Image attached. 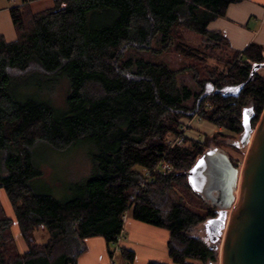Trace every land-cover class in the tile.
<instances>
[{
  "label": "trees",
  "instance_id": "obj_1",
  "mask_svg": "<svg viewBox=\"0 0 264 264\" xmlns=\"http://www.w3.org/2000/svg\"><path fill=\"white\" fill-rule=\"evenodd\" d=\"M22 1L9 10L16 39L0 34V190L28 251H19L15 222L0 202V264H77L93 236L104 237L112 254L130 210L170 231L175 263H218L202 227L215 210L197 212L171 192L188 187L203 200L187 173L222 135L189 137L173 147L167 138L180 131L183 119L198 117L235 135L245 130L246 110L253 111L252 127L259 122L264 68L251 75L264 63V46L253 42L233 50L221 31L208 29L230 4L244 0H54V7L36 12L27 7L35 0ZM187 32L200 36L201 44H190ZM171 48L195 63L181 70L192 69L198 90L181 85L179 71L167 63L127 57L129 49ZM63 84L67 95L61 99ZM80 143L93 147L94 169L72 183L73 195L59 200L36 192L32 180L42 170L33 149L63 151ZM161 161L171 163L172 172L147 179ZM41 230L44 241L37 236ZM122 254L134 258L133 252Z\"/></svg>",
  "mask_w": 264,
  "mask_h": 264
},
{
  "label": "rangeland",
  "instance_id": "obj_2",
  "mask_svg": "<svg viewBox=\"0 0 264 264\" xmlns=\"http://www.w3.org/2000/svg\"><path fill=\"white\" fill-rule=\"evenodd\" d=\"M5 1L7 0H0V6L5 3ZM14 1L19 2L21 0ZM54 5V0H35L28 4L27 7L29 9L28 11L36 12L52 8L54 7ZM0 16V30H2L7 38L10 39L11 34L7 33V31H5V28H1V25H5V23H7L9 26H11V30H13L10 15H8V13H5L3 16L0 11ZM186 39L192 45L201 44V37L192 32L186 33ZM127 57L131 58L134 61L138 59H146L154 62L167 63L173 69L179 71V82L181 85H188L195 90L199 89L198 84L195 81L192 69L186 68L184 71L181 70L183 67L195 65V63H193L191 60L185 59L172 48L169 50H164L162 52H149L139 49H129L127 52ZM209 63L211 65H220L219 62L215 59H209ZM60 88L62 90L61 92L57 93V96L58 98L62 99L66 97L67 92L65 93L64 91L66 89L64 84L61 85ZM57 103L58 106L62 105L61 100ZM184 122H186L189 127L186 130L185 140L182 144H184V142H186V139L189 137L196 140H204L207 137L213 138L214 135L220 134L222 136L216 141L213 140L209 150H217L223 152L233 158L235 161L237 160V162H239V167L236 168V176L232 181L233 193L235 195V198L232 201L231 206L227 208L229 210L228 219H230L232 208L236 200L238 199L241 173L254 134H252V137L247 141L246 144H242L241 139L243 134L235 135L234 133L226 130L223 127H216V125H212V123L207 120L195 117L191 120L183 119L182 124ZM258 124L259 122L255 125V127H252L254 131L257 128ZM206 126H208L209 128H207ZM215 128L216 130L214 131ZM167 139L169 141V138ZM217 141L219 143H216ZM92 150L93 147L88 144L82 143L76 144L63 151H56L45 145L36 146L33 149V156L35 158L34 161L36 165L41 168L42 175L32 180V185L35 191L39 193H49L59 200H64L71 197L73 195V192L70 189L72 183H74L75 181L80 182L85 180L90 176L94 169L93 161L90 158V152ZM171 197L175 201L186 204L193 210L200 213H205L208 209H214L217 213L215 216H217L219 210L225 208L219 204L211 202L210 200H206L204 197L203 200L196 197L188 187L176 186V188L171 192ZM0 202L4 208L7 209L9 207L8 215H13L11 204L4 191L0 192ZM209 219H207L202 224V227L203 225L205 227V224ZM15 232L17 234L16 230ZM202 233L203 232L201 231V234ZM37 236H39L42 241L47 239V234L44 230L39 231ZM222 243L223 241L219 242V250H216V252L218 253V264L221 261ZM210 244L213 246L216 243L211 242Z\"/></svg>",
  "mask_w": 264,
  "mask_h": 264
},
{
  "label": "water",
  "instance_id": "obj_3",
  "mask_svg": "<svg viewBox=\"0 0 264 264\" xmlns=\"http://www.w3.org/2000/svg\"><path fill=\"white\" fill-rule=\"evenodd\" d=\"M262 68L264 63L256 64L251 78ZM245 85L228 93H238ZM252 114L251 109L244 113L245 130L241 142L246 144L252 134L254 137L242 169L238 199L230 219L227 208L235 198L232 181L236 168L229 157L217 150L206 151L187 173L196 192L225 207L204 227L210 242L216 243L212 248L218 251L219 242L223 241L219 264H264V111L255 131L250 124Z\"/></svg>",
  "mask_w": 264,
  "mask_h": 264
},
{
  "label": "crops",
  "instance_id": "obj_4",
  "mask_svg": "<svg viewBox=\"0 0 264 264\" xmlns=\"http://www.w3.org/2000/svg\"><path fill=\"white\" fill-rule=\"evenodd\" d=\"M22 4V0L19 2L7 0L0 6V11L3 16L5 13L10 15L11 7ZM1 26V28H5L7 33L11 34L9 39L0 30V34H3L8 41L16 39L13 23V30L7 23ZM208 29L221 31L229 40L233 50L243 51L253 42L264 46V0H244L230 4L225 15L218 16L217 19L210 22ZM8 208H4L7 215ZM8 216L15 222L12 231L17 247L20 252L24 253L28 251V246L20 233L14 211L13 215ZM123 232L125 238L119 244L121 251L116 255V264H179L175 263L169 255L170 231L168 229L140 221L133 216V211L130 210L124 220ZM85 243L86 251L79 256L77 264H107L110 253L104 237H88ZM123 250L134 253L132 261H129L122 254ZM186 262L188 264H204L201 260L193 258L187 259Z\"/></svg>",
  "mask_w": 264,
  "mask_h": 264
},
{
  "label": "built area",
  "instance_id": "obj_5",
  "mask_svg": "<svg viewBox=\"0 0 264 264\" xmlns=\"http://www.w3.org/2000/svg\"><path fill=\"white\" fill-rule=\"evenodd\" d=\"M189 125L184 122L181 124V129L177 133H171L168 135L169 141L168 143L170 144L171 147L176 146V145H181L183 141L185 140V135H186V130L188 129ZM173 166L171 163L167 161H161L154 169H151L147 172V179H150L151 176H153L156 173H162L166 174L167 172H172ZM127 214V213H126ZM126 214L123 217V220L126 218ZM125 238L124 232L122 231L118 236H117V242L114 247L113 253L110 254L109 261L107 264H116V255L118 252L121 251L120 249V242Z\"/></svg>",
  "mask_w": 264,
  "mask_h": 264
},
{
  "label": "flooded vegetation",
  "instance_id": "obj_6",
  "mask_svg": "<svg viewBox=\"0 0 264 264\" xmlns=\"http://www.w3.org/2000/svg\"><path fill=\"white\" fill-rule=\"evenodd\" d=\"M252 117V116H251ZM251 119V118H250ZM217 214V213H216ZM208 241H209V239H208ZM211 243V242H210Z\"/></svg>",
  "mask_w": 264,
  "mask_h": 264
}]
</instances>
